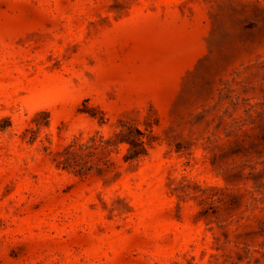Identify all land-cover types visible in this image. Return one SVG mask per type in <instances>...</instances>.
I'll list each match as a JSON object with an SVG mask.
<instances>
[{
	"label": "rangeland",
	"instance_id": "rangeland-1",
	"mask_svg": "<svg viewBox=\"0 0 264 264\" xmlns=\"http://www.w3.org/2000/svg\"><path fill=\"white\" fill-rule=\"evenodd\" d=\"M0 264H264V0H0Z\"/></svg>",
	"mask_w": 264,
	"mask_h": 264
},
{
	"label": "trees",
	"instance_id": "trees-1",
	"mask_svg": "<svg viewBox=\"0 0 264 264\" xmlns=\"http://www.w3.org/2000/svg\"><path fill=\"white\" fill-rule=\"evenodd\" d=\"M135 130L136 134L127 135L123 140H126L130 143L131 149L133 150L132 156H139L140 153L146 151V148L144 146L145 141L141 137H138V135L142 134L141 130L138 128H136ZM80 148L82 149L83 147L80 146ZM77 155H79L77 152L67 150L64 154H62L63 159L62 161H60V163H63V166L80 165L81 163L79 161H76Z\"/></svg>",
	"mask_w": 264,
	"mask_h": 264
}]
</instances>
